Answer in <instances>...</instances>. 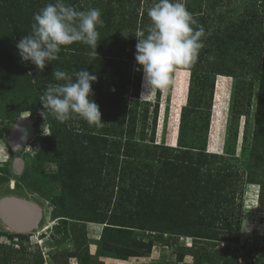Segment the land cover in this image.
<instances>
[{"label": "trees", "instance_id": "1", "mask_svg": "<svg viewBox=\"0 0 264 264\" xmlns=\"http://www.w3.org/2000/svg\"><path fill=\"white\" fill-rule=\"evenodd\" d=\"M53 2L54 0H0V116L11 118L21 110L41 112L40 97L45 89L49 85L64 83L54 79V70L65 71L73 79L75 72L79 70H87L97 76V81L92 84L94 95L91 99L99 105L101 115H105L101 118L102 122L99 125L89 124L74 115L61 123L49 114L46 120L50 133L42 137L38 153L40 161H53L58 165V173L53 178L61 182L62 188L61 194L54 196L52 216L60 220L57 226L61 230L62 241L67 236V222L64 218L103 224L95 254L98 258L110 256L126 259L149 253L154 241H131L136 240L133 238L137 236L135 230L222 238L214 225L218 222L217 218L213 214L209 216V212L214 211L208 205L211 207L212 204L234 198L228 191L229 182L224 170L212 167L214 159H225L227 155L206 152L207 140L201 147L195 135H192V140L183 141V122L186 119L184 109L181 113L177 146L156 144L154 137L149 139L151 142H146V132L141 134V142L135 140L138 112L143 106L140 120L143 122V129H146L150 109V101L141 100L139 95L143 73L136 69L141 66L137 62L133 65L136 36L131 35L130 39L127 37L131 34L128 29L134 27V22L138 19L141 0L134 4L129 0V8L122 5L123 8L118 7L116 11L109 0H65L72 7L79 6L78 11H84L85 5L87 10L95 8V5L100 10L103 24L97 28L99 39L96 53L88 45L74 42L62 46L58 59L39 72L31 62L21 61L16 44L23 36L31 34L34 14ZM183 3L196 21L193 27H199L195 14L202 12L203 15L202 2L183 0ZM212 8L214 11V5ZM116 14L121 15V21L113 19ZM141 15V20L145 19L146 11ZM211 18L218 19L217 15H211ZM205 25L208 29L211 27L206 23ZM227 36L232 44L225 41V33L224 38L218 32L212 37L208 35L207 40L202 41L203 47L195 61L187 66H177L190 73L185 108L192 106L194 111L198 110L199 103H196L195 98L199 96L200 101L206 91L204 82L200 81V72L216 68L219 62L223 65V56L227 57L229 46L235 49L234 52L241 46L244 54L254 57L250 59L248 56L245 64H258L259 67L255 69H259L264 84V43L260 40L254 43L242 37L238 41L236 32L235 35L230 32ZM103 51L107 55H103ZM119 54L127 58L116 61ZM108 55L114 59L108 60ZM210 55L217 57L216 60ZM222 70H219L222 73L217 74L237 78L228 138L230 147L227 152L230 154L232 145H235L236 150L240 119L245 116V121L249 120L250 107L247 105V111L242 109L245 98L243 86L246 83L240 75L234 71ZM252 85L253 82L250 83L248 104L251 103ZM212 90L213 83L210 86L208 112L211 110ZM158 104L154 105L152 134L157 124ZM21 105L23 109H18ZM194 129L195 125L192 126L193 131ZM253 150L252 146L250 154ZM232 152L235 153L233 150ZM169 153L174 156H169ZM207 159L211 164L203 167L201 163H207ZM250 172L248 182H257V169ZM260 185L262 186L261 183ZM223 238L238 240L234 234ZM36 250L30 253L40 254L39 247ZM97 257L85 255L82 264H90L92 258L93 264H103Z\"/></svg>", "mask_w": 264, "mask_h": 264}, {"label": "rangeland", "instance_id": "2", "mask_svg": "<svg viewBox=\"0 0 264 264\" xmlns=\"http://www.w3.org/2000/svg\"><path fill=\"white\" fill-rule=\"evenodd\" d=\"M130 1L134 4L138 0ZM199 1L202 2L204 13L195 15L198 18L197 22L205 30V34L201 38L202 41L207 40L208 35L212 37L218 32L219 36L223 38L225 33V41L232 44L227 34L229 35L231 32L235 35L236 32L238 41L242 37L250 39L254 43L257 40L264 43V0ZM109 2L112 3L113 9L116 11L118 7L122 9V5L128 7L129 0H109ZM156 2L157 0H141L138 19L134 22V27L128 29L131 33L127 35L128 39L131 35L135 36L140 30L147 32L151 22L147 15L145 19L141 20V13L144 10L147 13V10ZM213 5L214 11H212ZM74 8L78 10L79 6ZM95 8H97L96 5ZM84 11H87L86 5ZM125 15L127 16L128 13ZM211 15H217L218 19H212ZM113 19L118 22L122 20L120 14L114 15ZM205 23L211 27L208 29ZM131 41L133 42L132 38ZM134 42H138L137 37ZM130 45L129 43L128 46L130 47ZM227 49V57L223 56V65L219 62L216 68L200 72V81L204 82L206 91L200 101L198 100L199 96L195 98L196 103H199L197 111H194L192 106L186 108L182 106L187 101V93L184 88L180 89L179 85L185 84L189 78L188 70L182 71L175 68L172 73V83L167 89L151 90L143 97L141 94L145 89L142 77L139 95L141 100L150 101L149 118L146 129H143V122L140 120L142 106L138 112L135 139L141 142L142 135L146 132L148 139L146 142H151L149 139L154 137L156 144L177 146L181 113L185 110L186 119L184 122L182 121L184 125L183 141L192 140V135H195L201 147L207 140L206 152L224 153L223 155L219 154L220 156L227 155L225 159H214L212 167L217 166L224 170L227 182H229L228 191L233 194L234 198L227 202L212 204L211 207L208 205L210 210L214 211L209 212V216L211 217L213 214L217 218L218 222H215L214 225H216L217 231H220L222 238L209 239L135 230L134 233L137 236L133 238L136 240L130 238L131 241L139 242L140 239L154 241L149 253L142 256H130L126 259L110 256L98 258L95 254L103 224L64 218L67 222L65 231L67 236L62 241L61 230L57 226L60 220L52 216L54 196L61 194L62 188L61 182L53 178V175L58 173V165L56 162L40 161L38 158L41 139L50 133L48 122L41 116L40 111L21 110L19 114H14L11 118L0 116V200L11 196L29 200L38 204L41 208V216L36 227L17 234L9 227L6 219L0 215V264H82L85 255L89 257L93 255L103 264H262V260L264 263V84L259 69H255L259 67L258 64H245V59H248L250 55L244 54L241 46L236 52L230 46ZM102 54L107 55L105 51ZM209 57L213 58L211 55ZM107 58L108 60L114 59L110 58V55ZM122 58H127V56L119 54L116 61ZM214 58L216 60L217 57ZM252 58L254 57L250 56V59ZM253 61L258 60L253 59ZM135 63L134 58L133 65ZM222 69L238 73L246 83L243 86L245 98H243L242 109L247 111L249 109L247 105L250 107L249 120L246 122L245 116L240 119L236 150L235 145H232L230 154L227 152L230 147L228 142L229 111L237 78L217 74L222 73L219 71ZM218 82L221 83L219 90L217 89ZM251 82H253L252 97L251 103L248 104ZM212 83L213 97L211 110L208 112L209 92ZM155 103L159 104L157 124L152 134ZM22 107V105L18 106V109H23ZM12 112L14 113V111ZM104 116L101 115V118ZM20 118H28L33 121L34 133L22 146L15 149L9 145L7 138L14 123ZM74 124L77 125V122ZM193 125H195L194 131L192 130ZM252 146L254 150L250 154ZM231 149L235 152L234 154ZM169 156L174 155L169 153ZM207 160V163H201L203 167H208L211 164L210 160ZM254 169H257L258 172L255 176L257 182L249 183L248 174L252 173L250 171ZM241 196L242 200H240ZM242 220L248 221L250 231H241ZM229 234H234L238 240H224L223 237ZM37 247L40 249V254L32 255L31 253L37 251ZM92 259L90 264H93Z\"/></svg>", "mask_w": 264, "mask_h": 264}, {"label": "clouds", "instance_id": "3", "mask_svg": "<svg viewBox=\"0 0 264 264\" xmlns=\"http://www.w3.org/2000/svg\"><path fill=\"white\" fill-rule=\"evenodd\" d=\"M147 16L151 22L147 34L144 30L135 34L138 41L135 61L141 66L136 71H142L145 89L141 97L151 90L167 89L172 83L174 69L195 61L203 47L201 38L205 34L203 26L193 27L196 21L182 0H157L147 10ZM33 21L31 34L23 36L16 48L21 61L31 62L39 72L58 59L62 46L81 42L96 53L97 28L103 24L99 9L78 11L65 0H54L34 14ZM74 75L75 79L65 71H53L54 79L64 83L49 85L45 89L40 97L41 116L46 120L51 114L63 123L75 115L89 124L99 125L102 122L99 105L91 99L94 95L92 84L97 81V76L87 70H79ZM189 85L190 75L185 84L179 85L180 89L184 88L187 97ZM233 100L229 111L230 122ZM186 105L187 101L182 106ZM241 225V231H250L247 220H242Z\"/></svg>", "mask_w": 264, "mask_h": 264}, {"label": "water", "instance_id": "4", "mask_svg": "<svg viewBox=\"0 0 264 264\" xmlns=\"http://www.w3.org/2000/svg\"><path fill=\"white\" fill-rule=\"evenodd\" d=\"M22 122L30 125V136L34 133L32 123L25 118L17 120V126L9 134L8 140L12 147L19 148L28 139V135L23 134ZM41 208L38 204L18 197H4L0 200V215L6 219L9 227L15 232L22 233L36 227L41 216Z\"/></svg>", "mask_w": 264, "mask_h": 264}, {"label": "flooded vegetation", "instance_id": "5", "mask_svg": "<svg viewBox=\"0 0 264 264\" xmlns=\"http://www.w3.org/2000/svg\"><path fill=\"white\" fill-rule=\"evenodd\" d=\"M25 119H28V118H25ZM31 123H32V126H33V129H34V123H33V121L31 120V119H28ZM21 125L24 127V130H23V134L24 135H28V136H30V125L29 124H27V122H22L21 123ZM17 126V120H16V122L14 123V125H13V127H12V129L10 130V131H13L14 129H15V127ZM9 133H11V132H9ZM33 135V134H32ZM31 135V136H32ZM30 136V137H31ZM30 137H28V139L30 138ZM27 140V139H26ZM7 141H8V143H9V145L12 147V145L10 144V142H9V140H8V138H7ZM25 142V141H24ZM23 142V143H24ZM22 143V144H23ZM22 144L20 145V146H22ZM12 148H14V147H12Z\"/></svg>", "mask_w": 264, "mask_h": 264}, {"label": "bare ground", "instance_id": "6", "mask_svg": "<svg viewBox=\"0 0 264 264\" xmlns=\"http://www.w3.org/2000/svg\"><path fill=\"white\" fill-rule=\"evenodd\" d=\"M220 84H221V83H219V82H218V84H217V89H218V90L221 88ZM217 98H218V96H217ZM39 148H40V147H39ZM12 186H13V185H12Z\"/></svg>", "mask_w": 264, "mask_h": 264}]
</instances>
